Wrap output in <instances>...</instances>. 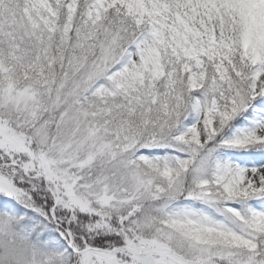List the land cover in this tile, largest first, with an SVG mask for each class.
<instances>
[{
    "label": "snow or ice",
    "instance_id": "snow-or-ice-1",
    "mask_svg": "<svg viewBox=\"0 0 264 264\" xmlns=\"http://www.w3.org/2000/svg\"><path fill=\"white\" fill-rule=\"evenodd\" d=\"M0 264H264V0H0Z\"/></svg>",
    "mask_w": 264,
    "mask_h": 264
}]
</instances>
